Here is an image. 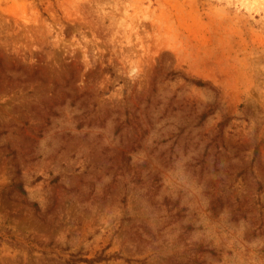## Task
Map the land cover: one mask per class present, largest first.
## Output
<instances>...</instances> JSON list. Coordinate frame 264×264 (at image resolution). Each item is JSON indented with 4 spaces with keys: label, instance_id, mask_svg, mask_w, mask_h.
I'll return each mask as SVG.
<instances>
[{
    "label": "rangeland",
    "instance_id": "1",
    "mask_svg": "<svg viewBox=\"0 0 264 264\" xmlns=\"http://www.w3.org/2000/svg\"><path fill=\"white\" fill-rule=\"evenodd\" d=\"M0 264H264V0H0Z\"/></svg>",
    "mask_w": 264,
    "mask_h": 264
},
{
    "label": "trees",
    "instance_id": "2",
    "mask_svg": "<svg viewBox=\"0 0 264 264\" xmlns=\"http://www.w3.org/2000/svg\"><path fill=\"white\" fill-rule=\"evenodd\" d=\"M20 189V188H19ZM85 261V260H84Z\"/></svg>",
    "mask_w": 264,
    "mask_h": 264
}]
</instances>
